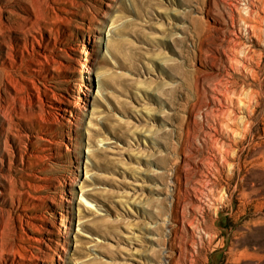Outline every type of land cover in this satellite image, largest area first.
I'll return each mask as SVG.
<instances>
[{"label":"rangeland","instance_id":"1","mask_svg":"<svg viewBox=\"0 0 264 264\" xmlns=\"http://www.w3.org/2000/svg\"><path fill=\"white\" fill-rule=\"evenodd\" d=\"M58 261L264 264V0H0V264Z\"/></svg>","mask_w":264,"mask_h":264},{"label":"bare ground","instance_id":"2","mask_svg":"<svg viewBox=\"0 0 264 264\" xmlns=\"http://www.w3.org/2000/svg\"><path fill=\"white\" fill-rule=\"evenodd\" d=\"M91 38H92V40H96V35L93 34L91 36ZM91 38H89V39L91 40ZM35 39H36V41H38L37 38H35ZM83 60L85 62H87L86 59H83ZM73 87H74L73 88V91H71V94L70 93L69 94L70 95H75L77 98L82 99V102L83 103L89 104V102H90L89 99H90V97H92V93H93L91 86H89V87L88 86H82L79 83L74 82ZM76 104L77 103H74L73 101H72V103H69L67 101H64L62 103H59L57 107H58V110H60V111H70V112H72L75 108H78V106ZM70 130H74V128L70 127ZM59 220L61 221V225L63 226V229H64L63 230V233H62V238L63 239H66L67 236L69 235V233L67 232L69 227L66 225L64 215H61L59 217ZM59 260H62L63 261V258L60 257ZM57 264H60V262L58 261Z\"/></svg>","mask_w":264,"mask_h":264}]
</instances>
